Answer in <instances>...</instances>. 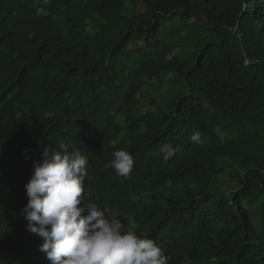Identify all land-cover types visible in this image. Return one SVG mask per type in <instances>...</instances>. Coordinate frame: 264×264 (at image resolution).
Masks as SVG:
<instances>
[{"label": "trees", "instance_id": "obj_1", "mask_svg": "<svg viewBox=\"0 0 264 264\" xmlns=\"http://www.w3.org/2000/svg\"><path fill=\"white\" fill-rule=\"evenodd\" d=\"M61 142L88 160V200L169 264H264V0H0V264H51L20 212ZM120 149L127 177L106 167Z\"/></svg>", "mask_w": 264, "mask_h": 264}, {"label": "clouds", "instance_id": "obj_2", "mask_svg": "<svg viewBox=\"0 0 264 264\" xmlns=\"http://www.w3.org/2000/svg\"><path fill=\"white\" fill-rule=\"evenodd\" d=\"M50 2L43 0V5ZM48 14L46 7H36L37 16ZM201 135L194 131L190 142L201 143ZM59 149H45L41 158L33 161L32 175L24 185L28 202L20 212L28 222L27 230L43 238L39 250L51 264H169L170 257L156 241L134 230L133 218L122 222L88 200L84 186L87 158L79 151H70L63 142ZM177 150L170 143L161 147L165 163ZM112 156L106 167L127 177L134 167L133 156L124 149ZM184 264H191V260L185 257Z\"/></svg>", "mask_w": 264, "mask_h": 264}, {"label": "rangeland", "instance_id": "obj_3", "mask_svg": "<svg viewBox=\"0 0 264 264\" xmlns=\"http://www.w3.org/2000/svg\"><path fill=\"white\" fill-rule=\"evenodd\" d=\"M185 38L182 39V41L180 42V51H182L183 55L185 56L186 60H189L192 55H194V53L197 52V42L194 38V31L187 29L185 32ZM202 38L205 39V41H213L214 40V35H206L205 33L201 34ZM166 80H168L166 87L171 86V88L173 87V85L175 84L174 82V78L173 77H169ZM158 88H160L158 86ZM145 91H148L149 94L151 96H155L157 93V88L154 85H150L149 87L145 88ZM150 108V107H149Z\"/></svg>", "mask_w": 264, "mask_h": 264}, {"label": "bare ground", "instance_id": "obj_4", "mask_svg": "<svg viewBox=\"0 0 264 264\" xmlns=\"http://www.w3.org/2000/svg\"><path fill=\"white\" fill-rule=\"evenodd\" d=\"M215 199V198H214ZM210 229V228H209ZM185 240V239H184Z\"/></svg>", "mask_w": 264, "mask_h": 264}]
</instances>
